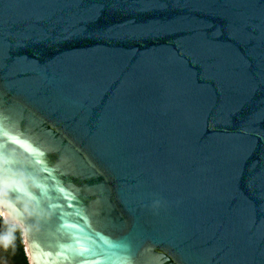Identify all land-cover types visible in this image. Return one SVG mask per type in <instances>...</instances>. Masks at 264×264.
<instances>
[{
    "label": "water",
    "instance_id": "obj_1",
    "mask_svg": "<svg viewBox=\"0 0 264 264\" xmlns=\"http://www.w3.org/2000/svg\"><path fill=\"white\" fill-rule=\"evenodd\" d=\"M0 212L29 264H264V0H0Z\"/></svg>",
    "mask_w": 264,
    "mask_h": 264
},
{
    "label": "trees",
    "instance_id": "obj_2",
    "mask_svg": "<svg viewBox=\"0 0 264 264\" xmlns=\"http://www.w3.org/2000/svg\"><path fill=\"white\" fill-rule=\"evenodd\" d=\"M0 240L10 252L12 264H29L21 228L16 225L7 224L1 213Z\"/></svg>",
    "mask_w": 264,
    "mask_h": 264
},
{
    "label": "rangeland",
    "instance_id": "obj_3",
    "mask_svg": "<svg viewBox=\"0 0 264 264\" xmlns=\"http://www.w3.org/2000/svg\"><path fill=\"white\" fill-rule=\"evenodd\" d=\"M0 264H12L10 252L7 250L6 246L3 244L1 240H0Z\"/></svg>",
    "mask_w": 264,
    "mask_h": 264
},
{
    "label": "bare ground",
    "instance_id": "obj_4",
    "mask_svg": "<svg viewBox=\"0 0 264 264\" xmlns=\"http://www.w3.org/2000/svg\"><path fill=\"white\" fill-rule=\"evenodd\" d=\"M1 214L3 215V212H1Z\"/></svg>",
    "mask_w": 264,
    "mask_h": 264
}]
</instances>
